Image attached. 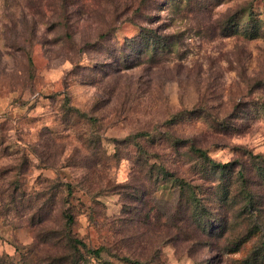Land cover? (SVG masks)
<instances>
[{
	"label": "rangeland",
	"instance_id": "rangeland-1",
	"mask_svg": "<svg viewBox=\"0 0 264 264\" xmlns=\"http://www.w3.org/2000/svg\"><path fill=\"white\" fill-rule=\"evenodd\" d=\"M73 261L264 264V0H0V264Z\"/></svg>",
	"mask_w": 264,
	"mask_h": 264
},
{
	"label": "trees",
	"instance_id": "trees-1",
	"mask_svg": "<svg viewBox=\"0 0 264 264\" xmlns=\"http://www.w3.org/2000/svg\"><path fill=\"white\" fill-rule=\"evenodd\" d=\"M192 150H193L195 153L199 154L201 157L207 159V160L211 163V165H212L213 167H216V168H218V169L224 168L225 164H220V163H217V162L213 161L212 159H209V158L205 155L204 150L199 149V148H192ZM65 218H66V227H68V225H70V224L72 223V216L69 215V214H66V215H65ZM64 238L66 239L65 236H64ZM68 239H69V241L77 242V243H80V244H82L83 246H85L84 243H82L81 241H79V240H77V239H73V238H71L70 236H68ZM87 250L90 251V252H92V253H94L95 256H98V255H99V252H100L101 249L98 248V249H87ZM73 264H76V262L73 261Z\"/></svg>",
	"mask_w": 264,
	"mask_h": 264
}]
</instances>
